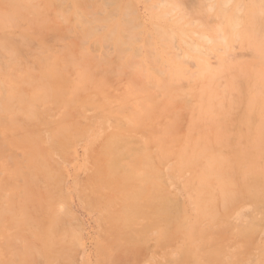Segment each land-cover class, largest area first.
<instances>
[{"label":"rangeland","instance_id":"obj_1","mask_svg":"<svg viewBox=\"0 0 264 264\" xmlns=\"http://www.w3.org/2000/svg\"><path fill=\"white\" fill-rule=\"evenodd\" d=\"M19 1L28 4L21 7L23 18L16 17L10 0H0V45L6 49L0 53V110L6 97L22 93L12 116L0 113V264H264V186L258 197L245 186L249 181L256 185L258 174L264 179V142L258 154L246 152L255 168L246 160L240 170L233 167L236 188L216 198L209 214L196 199L200 168L181 167L183 157L177 155L191 136L230 158L239 145H248L247 136L264 139V58L254 47L264 48V27L253 38L243 22L235 29L221 13L226 7L243 21L249 0L224 5L222 0H86L85 9L78 0ZM236 5L239 11H233ZM165 11L164 21L154 17ZM159 27L174 30V39H162ZM113 31L127 42L123 53L112 40ZM204 60L215 73L214 92H205L199 79ZM162 70L175 72L174 83L166 88L160 86L168 78ZM31 74L35 80L44 75L40 82L48 80L44 85L36 81L38 86L28 78ZM51 91L64 92L60 95L66 101L47 98ZM205 97L217 105H203ZM146 109L149 114L141 118ZM213 110L215 122L208 120ZM247 113L259 125L248 127ZM163 134L174 138L166 153ZM109 137L129 140L149 157L153 170L159 169L154 177L176 207L172 218L131 215L127 226L110 219L120 210L123 194L103 183L111 159ZM118 146L119 166H130L134 156L121 141ZM30 147L41 152L33 169L39 179L31 183L38 204L33 200L29 209L43 227L37 240L27 230L9 227L10 219L3 216L14 200L17 208L27 197L20 199L28 186L24 177L17 179L15 164L27 162ZM12 181L22 191L13 190ZM14 191L19 194L12 201ZM144 201L140 198V204ZM23 203L15 215H25ZM142 209L152 213L149 206ZM50 222L52 231H44Z\"/></svg>","mask_w":264,"mask_h":264},{"label":"bare ground","instance_id":"obj_2","mask_svg":"<svg viewBox=\"0 0 264 264\" xmlns=\"http://www.w3.org/2000/svg\"><path fill=\"white\" fill-rule=\"evenodd\" d=\"M15 1L16 3L19 2L18 5L15 4ZM59 1V0H58ZM91 1V0H89ZM229 1L231 0H222V3L223 5L228 3ZM24 0L22 1V4H23ZM27 2V1H26ZM24 2V6L27 7L28 4ZM12 7L14 8L15 10V15L16 17H21L23 14H22V6L23 5H20V1L19 0H10L9 2ZM60 3H62L60 1ZM86 3V0H78L77 1V5L78 7H84L86 6L85 5ZM95 3V2H94ZM119 4V2H117ZM121 3V2H120ZM238 3V2H237ZM9 4V5H10ZM91 4V3H90ZM117 4V5H118ZM104 5V4H103ZM215 5V4H214ZM213 5V6H214ZM45 6L48 8V7H52L50 2H46L45 1ZM88 6V5H87ZM90 6V5H89ZM96 6V5H95ZM93 6V7H95ZM120 6V4H119ZM209 6V5H208ZM222 6V5H220ZM68 8V7H67ZM86 7H84L85 9ZM129 8H130V5H129ZM128 8V9H129ZM208 8H211V7H208ZM226 7H224L222 10H221V13H222V16L226 19V21L233 25L235 27V29H237V27L239 25L242 24V22L245 24L247 30L249 31V33L251 34V36L253 38L257 37L259 34H260V30L262 27H264V0H249V6H248V10L246 11V16L244 18V20L242 21L240 17L237 16V14L234 15V13H227V11L225 10ZM116 10V9H115ZM117 10H118V7H117ZM116 10V12H117ZM170 10V9H169ZM215 10V9H214ZM239 11V7L238 5H236L235 9L233 11ZM120 11V9L118 10ZM236 11V12H237ZM170 12V11H168ZM216 12V10H215ZM219 12V11H218ZM45 14V13H43ZM239 14V13H238ZM24 16V15H23ZM41 16V15H40ZM165 16H166V11L164 13H155L154 14V17H156L157 19H159L161 22L164 21L165 19ZM3 18V17H2ZM23 18V17H21ZM123 19V18H122ZM3 20V19H2ZM60 20V19H59ZM58 21V20H57ZM126 21V20H125ZM123 20L124 23L127 24V21L125 22ZM129 22V21H128ZM197 22H200V21H197ZM1 23V22H0ZM16 23V22H15ZM89 23V22H88ZM201 23V22H200ZM204 23V21H203ZM2 24V23H1ZM120 24V23H119ZM202 24V23H201ZM200 24V25H201ZM207 24V23H206ZM206 24H202L203 25H206ZM90 25V24H89ZM122 25V24H121ZM1 26H4L1 25ZM124 26H127L124 24ZM217 26V25H216ZM118 27H120L118 25ZM128 27V26H127ZM213 27V25H212ZM219 26H217L218 28ZM157 28V27H156ZM215 28V27H214ZM245 28V29H246ZM166 29V28H165ZM163 29L162 27H159L157 30L158 34L162 36V39H174L175 37V31L172 30V32L169 30H165ZM220 29V28H219ZM67 30V29H65ZM119 30V29H118ZM120 31V30H119ZM119 31H113L114 33L112 34L113 35V38L112 40L115 42V45L118 47L120 53H123L126 45H127V42L122 39L120 37V33H118ZM93 30L91 28L88 29L87 33L88 34H92ZM117 34V35H116ZM235 34L236 35H241L243 34V32L241 31H237L235 30ZM70 35V34H69ZM221 36V33L219 34ZM160 37V36H159ZM124 38V37H123ZM13 39V38H12ZM26 40V39H25ZM12 41V40H11ZM3 44V43H2ZM5 46V45H4ZM3 46L0 45V53L3 52V51H6L5 48H2ZM6 47V46H5ZM254 47L257 49V55L258 57H261V58H264V48L263 47H260V45L258 44H255ZM8 48V47H7ZM5 49V50H4ZM169 49V48H168ZM20 52V50H19ZM194 52V51H193ZM13 52L11 51V54ZM14 54V53H13ZM15 55V54H14ZM185 57V56H184ZM16 58V57H15ZM42 66V65H41ZM201 70H200V74H199V79L202 81V86H203V89L205 92H209V91H213L216 89L215 85H214V72L210 69V67L208 66V62L207 61H202L201 63ZM41 68V67H40ZM45 68V66H44ZM128 68V66H127ZM219 68V67H218ZM115 69V68H114ZM113 69V70H114ZM124 70H127V69H124ZM150 70V69H149ZM171 71V70H170ZM170 71H166V70H162L163 74L168 77L166 78L162 83H161V87L162 88H166L167 86H170V83H174L175 81V72L172 73ZM44 72V71H43ZM46 72V71H45ZM58 72V73H57ZM61 71L57 70L56 73L57 74H61L60 73ZM127 71H125L124 73H127ZM55 73V74H56ZM130 73V72H129ZM49 74V73H47ZM107 74V72H106ZM118 74V73H117ZM116 74V75H117ZM183 73H181L182 75ZM53 75V73H52ZM115 75V74H114ZM113 75V76H114ZM124 75V74H123ZM29 76V75H28ZM33 76V77H31ZM59 76V75H58ZM104 76V75H103ZM122 76V75H120ZM127 76V74H126ZM44 77L40 75V78L38 77L37 80L36 77H34L33 74L30 75V77L28 78H32L33 81H35L36 85L39 84L40 82V79ZM50 76H48L49 78ZM45 78V77H44ZM47 78V77H46ZM43 79V78H42ZM53 79V78H52ZM131 79V78H130ZM39 80V81H38ZM48 79H44L45 82H47ZM216 80V79H215ZM29 81V80H27ZM26 81V82H27ZM38 81V84L37 82ZM44 81L41 80V84L40 85H44ZM52 81V80H50ZM218 81V80H216ZM191 82V81H190ZM29 83V82H28ZM32 83V81H31ZM29 84L31 85V87L33 88V86L35 85H32V84ZM51 83V82H50ZM185 83V82H184ZM196 83V82H195ZM198 83V82H197ZM49 84V82H48ZM52 84V83H51ZM199 84V83H198ZM46 85V84H45ZM137 85V84H136ZM188 85V84H187ZM196 85V84H195ZM194 85V86H195ZM201 85V84H200ZM199 85V86H200ZM39 86V85H38ZM48 86V85H46ZM51 86V85H49ZM53 86V85H52ZM197 86V85H196ZM189 87V86H188ZM250 87V86H249ZM56 88V87H55ZM58 88V87H57ZM61 88V86H60ZM160 87H158L157 89H159ZM223 88V87H222ZM221 88V90H222ZM34 89H35V86H34ZM44 90H46L45 88H43ZM50 89V87L48 88ZM156 89V90H157ZM41 90H42V87H41ZM52 91H54L53 89H51ZM160 90V89H159ZM219 89V91H221ZM35 91V90H34ZM38 91V90H37ZM49 92L50 95H48L47 98H49V96H52L53 92ZM155 91V90H154ZM218 91V89H217ZM218 91V92H219ZM224 91V90H222ZM221 91V92H222ZM63 92V91H62ZM47 91H46V95H47ZM64 93V92H63ZM63 93H59V95H53L54 98H61V100H65L66 99H63V96L61 97V95H63ZM225 93V91H224ZM223 93V94H224ZM16 94V93H15ZM58 94V93H56ZM61 94V95H60ZM222 94V95H223ZM17 95V94H16ZM22 95V93H21ZM19 95V96H21ZM16 97V99L13 97H6L3 101V104L2 107L3 109L0 110V113H4L5 115V111L9 114H11L12 116V113L14 110H17L16 109V100L21 97ZM37 96V95H36ZM34 97V96H33ZM221 97V96H220ZM41 98V97H40ZM46 98V99H47ZM18 99V100H19ZM33 99V98H32ZM36 100H39L38 98H36ZM71 102V100H70ZM69 102V104H70ZM73 102V101H72ZM203 105H206L207 107H215V104L212 99L208 98V97H205L202 101ZM248 107H250L251 109H254L256 106L255 104L251 103V101H249L247 103ZM157 106V104H156ZM185 107V106H184ZM186 108V107H185ZM222 107H219V110H221ZM182 112L180 114H186V112L184 113L183 110H181ZM19 113H21V111H19ZM141 114L144 113L143 115H141L140 117L142 118L143 116H147L149 114V110L146 109L145 111L143 112H140ZM146 114V115H145ZM8 115V114H7ZM7 115H5V117L7 118ZM15 115V114H14ZM16 116V115H15ZM20 116V115H19ZM179 116V114H178ZM181 116V115H180ZM21 117V116H20ZM25 117V116H23ZM5 118V119H6ZM19 118V117H18ZM17 118V119H18ZM21 119V118H20ZM19 119V120H20ZM180 119V118H179ZM18 120V121H19ZM184 120V119H182ZM181 120V121H182ZM208 120H212V121H216V115L214 113V110L212 111V114L211 116L209 117ZM244 120L248 121V127H250L252 124H258L259 122L258 121H254V118L253 120H249V115L248 113L244 116ZM242 121V120H241ZM1 122V121H0ZM21 122V121H20ZM12 123V122H11ZM24 122L22 121V124ZM176 123H179V122H176ZM182 123V122H181ZM252 123V124H251ZM9 124V123H8ZM16 124V123H15ZM3 125V124H2ZM13 125V124H12ZM24 125V124H23ZM180 125V124H179ZM183 125V124H181ZM259 125V124H258ZM16 127V125H14ZM175 127V126H174ZM14 128V127H13ZM177 129V128H176ZM174 130V129H173ZM17 131V130H16ZM19 131V130H18ZM180 131V130H179ZM182 131H184L182 129ZM182 131L181 134H182ZM116 133V132H115ZM114 133V134H115ZM180 134V135H181ZM122 135V134H121ZM120 135V136H121ZM119 136V135H117ZM182 136V135H181ZM250 136V135H249ZM252 137V136H251ZM107 139V138H106ZM245 139V137H241L240 140H243ZM246 139H248L247 144H244V146H240V148L237 149V153H235L233 155V158H230V157H224L222 156L219 152H218V149L214 148V147H210L209 145H207L206 143H199V142H196V139L191 136V140L190 142L185 145L179 153H177V155L179 157H183V159H179V164L181 167H185V166H188V165H191L193 166L194 168L197 167V168H200V172H199V189H198V194L196 196V199L198 201V203L200 205H203L202 206V209H203V213L204 214H209L210 210H211V207H212V202L218 198L219 196L220 197H223V198H226L229 194L232 193L231 191V188L233 189L235 186H234V175H233V169L236 168L237 170H240L239 166L246 160L248 162V164H250V167H254L255 168V162L252 160V159H248L247 158V154L246 152L248 151H252L253 149V152L256 153V150L257 148L259 147H262V144L264 142V139L263 137L261 136V134H257L255 137H252V139H250L248 136L246 137ZM250 139V141H249ZM30 140V139H29ZM174 138H171V135L168 137V138H165L164 137V134L161 136V139H160V143L161 145L164 147V149L162 151H164L165 153L168 151V142L172 141L173 142ZM107 151L109 153V155L111 156V159L109 160V165L106 169V172H105V177L103 179V183L105 184H111L113 190H115V187L117 189V192L120 194V196L123 194V197H122V205L120 207V210H116L112 215H115L113 218L110 217V219H114L115 222L118 221V222H122V225H128V222H129V216L131 215H161L163 218L162 219H165V218H172L173 215H175V205L173 204V201L170 199V197L165 193L163 192L159 186H158V181L155 180V177H154V174L156 171L158 170H155L156 166L154 167L155 171L153 170V167L151 165V162L149 160V157L142 151H136L135 149H133V145H130L132 143H129V140H126L122 137H109L107 140ZM121 141V143H123L124 145V149L130 153V155L134 156V159L132 161V163L130 164V166H124V168H122L121 166H119L120 162H119V159L121 157V153L119 150H122V149H119L118 145H119V142ZM250 142V143H249ZM3 143V142H2ZM1 144V143H0ZM55 144V143H54ZM57 144V143H56ZM101 144V143H100ZM104 144V143H103ZM136 145V144H135ZM164 145H167V148L164 146ZM137 146V145H136ZM142 146V145H141ZM251 146V148H250ZM105 147V148H106ZM104 148V146H103ZM104 148V149H105ZM3 150V148H1ZM6 149V148H5ZM7 150H9L8 148L5 150L7 152ZM26 150H28L26 148ZM25 150V151H26ZM4 151V150H3ZM263 150L261 149V154L259 155H262ZM1 153V152H0ZM124 153V152H123ZM249 153V152H248ZM3 154V153H2ZM28 155L27 157V162L26 163H16V167L17 170H16V175H20L18 176L17 175V179L19 180L18 177H24L21 178L22 180H26L24 186L27 184V190L24 194V192L22 191V194H21V198H23V196H27V197H24L26 198L25 200H21L19 201V203H17V208H13L16 204L15 202L18 200H14V205L12 206V204H9L11 205L12 207L10 208V210L8 211L9 215H4L6 218L8 217V222H10L9 224V227H12V226H16V227H20L21 229H23V231L27 230L29 231V236H31L33 239L35 238V240L39 239L40 237V232L41 230L43 229V227L40 226V224L38 223L37 219L35 218L36 215H30V207L33 203V200L35 202V195L32 193L31 191V183L34 182V180H38L39 177H36V175L34 174V168L37 166V164H39V155L41 154V152H39L38 150H35L33 147H30L29 148V152L25 153V155ZM101 154V153H99ZM252 154V153H250ZM249 154V155H250ZM258 154V153H256ZM258 156H255V158L259 157ZM2 156V155H1ZM3 156H6L3 154ZM22 156V155H21ZM20 156V157H21ZM177 156V157H178ZM249 157V156H248ZM3 158V157H2ZM23 159V158H22ZM25 160V159H24ZM173 161V160H172ZM242 166V165H241ZM244 166V165H243ZM234 167V168H233ZM256 169H258V167H256ZM242 170V169H241ZM142 172V173H141ZM239 173V172H238ZM249 173V172H248ZM253 173V171H252ZM251 173V174H252ZM22 174V176H21ZM241 174V173H240ZM14 175V174H13ZM157 175V172L156 174ZM15 177L12 176V178ZM11 178V177H10ZM257 180L255 179L253 182L257 183L256 185H251L252 183L248 180H246L248 183L245 185L247 187H250V188H253V193H254V197H258L260 196V194L262 193V187L264 186V179L259 177V174L256 176ZM14 179V178H13ZM17 179H14L17 181ZM45 179H46V176H45ZM12 180V179H11ZM10 180V182H11ZM13 184H14V181H12ZM44 183V182H43ZM139 183V184H138ZM254 184V183H253ZM12 185V183H11ZM215 185H217L219 187V190L217 192V190L215 189ZM2 186V185H1ZM23 186V185H22ZM10 187V185H9ZM13 187V185L11 186ZM21 187V186H20ZM19 187V188H20ZM86 187V186H85ZM106 187V185H105ZM4 188H8V187H1V189ZM15 188V189H14ZM14 188L13 190H18L16 187V185L14 184ZM129 188H133V190H129ZM236 188V187H235ZM3 189V190H4ZM26 188H24L25 190ZM18 190V191H19ZM108 190V189H107ZM18 191H14L16 193H14L12 196L9 197L10 200H12V197H14V195H16L18 193ZM20 191V193H21ZM39 191V190H38ZM37 191V192H38ZM123 191V192H122ZM19 194V193H18ZM17 194V195H18ZM219 194V195H217ZM8 195V194H7ZM16 195V196H17ZM23 195V196H22ZM4 196V195H3ZM15 196V197H16ZM20 197V196H19ZM8 198V197H7ZM23 198V199H24ZM46 198H48V195L47 197H45V200ZM140 198H144L145 201H144V205L147 207H151L152 208V213L146 211V210H143L142 209V204H140ZM49 199H51L49 197ZM12 200V201H13ZM3 201V200H2ZM1 201V202H2ZM6 201V200H5ZM47 201V200H46ZM11 202V201H10ZM21 202V203H20ZM22 202L23 203V207H25V212L23 210H20L24 212L25 215H15V210L17 209V212H18V208H22ZM37 202V201H36ZM36 202L35 204L33 205H36ZM19 204V205H18ZM21 204V206H20ZM38 204V202H37ZM1 205V204H0ZM8 205V206H9ZM60 206V205H59ZM194 206V205H193ZM3 207V206H1ZM33 207V206H32ZM20 208V209H21ZM51 207L48 205V209H50ZM6 210V208H5ZM19 213V212H18ZM164 215H165V218H164ZM0 216L1 213H0ZM5 218V219H6ZM38 218V217H37ZM169 220V219H167ZM166 220V221H167ZM171 220V219H170ZM169 220V221H170ZM253 223V222H252ZM12 224V225H11ZM8 227V228H9ZM15 227V228H16ZM121 227V226H120ZM52 228H53V223L50 222V224L48 226L45 227L44 231L47 230V231H52ZM1 229L0 228V232H1ZM21 234V233H20ZM23 234V232H22ZM67 234V233H66ZM4 235V234H2ZM19 235V234H17ZM16 235V237H17ZM21 237V236H20ZM19 237V238H20ZM18 238V239H19ZM32 238H27V241L29 242L30 240L32 241L33 239ZM17 239V238H16ZM17 239V240H18ZM21 240V238H20ZM12 241V240H11ZM19 241V240H18ZM17 241V242H18ZM34 241V240H33ZM35 242V241H34ZM34 242H32L33 244V247L35 246L34 245ZM4 243V242H3ZM10 243V242H9ZM11 245L14 244V243H10ZM20 245V244H19ZM30 244V246H28V248H30L32 246ZM16 246V245H15ZM14 247V246H13ZM13 247H12V250H13ZM16 249V247H14ZM35 248V247H34ZM10 249V247H9ZM33 249V248H32ZM7 250V249H6ZM35 251V250H34ZM30 252H31V248H30ZM25 253V252H24ZM34 256V255H33ZM38 264V263H37Z\"/></svg>","mask_w":264,"mask_h":264}]
</instances>
